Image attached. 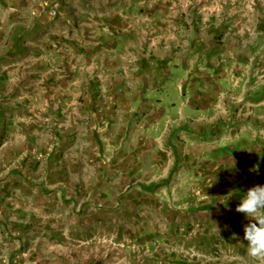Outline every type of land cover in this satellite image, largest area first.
Masks as SVG:
<instances>
[{
	"label": "crops",
	"instance_id": "0c3cea01",
	"mask_svg": "<svg viewBox=\"0 0 264 264\" xmlns=\"http://www.w3.org/2000/svg\"><path fill=\"white\" fill-rule=\"evenodd\" d=\"M256 185L264 0H0V264H264Z\"/></svg>",
	"mask_w": 264,
	"mask_h": 264
},
{
	"label": "clouds",
	"instance_id": "9594fccd",
	"mask_svg": "<svg viewBox=\"0 0 264 264\" xmlns=\"http://www.w3.org/2000/svg\"><path fill=\"white\" fill-rule=\"evenodd\" d=\"M236 211L243 213L248 223L244 239L253 257L264 258V185H256L241 197Z\"/></svg>",
	"mask_w": 264,
	"mask_h": 264
},
{
	"label": "built area",
	"instance_id": "2783aa9c",
	"mask_svg": "<svg viewBox=\"0 0 264 264\" xmlns=\"http://www.w3.org/2000/svg\"><path fill=\"white\" fill-rule=\"evenodd\" d=\"M52 14H55V11H52Z\"/></svg>",
	"mask_w": 264,
	"mask_h": 264
}]
</instances>
